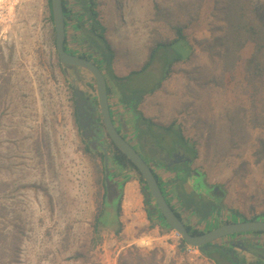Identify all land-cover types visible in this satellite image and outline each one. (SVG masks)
Instances as JSON below:
<instances>
[{"label":"rangeland","instance_id":"rangeland-1","mask_svg":"<svg viewBox=\"0 0 264 264\" xmlns=\"http://www.w3.org/2000/svg\"><path fill=\"white\" fill-rule=\"evenodd\" d=\"M228 1L64 0L66 50L104 72L110 114L125 137L138 140L139 125L148 122L178 130L194 148L185 170L160 181L177 210L179 195L186 208L217 207L208 216H184L198 231L264 218V207L255 214L264 204V56L255 55L239 29L231 41ZM240 1L249 23L264 19V0ZM0 6V264H232L181 242L159 212L148 215L153 199L134 170L115 162L109 140L106 163L103 149L88 144L73 88L98 107L95 82L86 69L59 62L47 0H1ZM90 8L112 53L108 68L89 39L99 32ZM157 42L172 46L141 70ZM176 52L180 59L165 68ZM160 105L168 107L163 120ZM169 135L160 138L164 147ZM135 145L142 147L140 139ZM106 170L122 182L138 178L111 213ZM234 235L210 244L230 248L241 264H260L264 243Z\"/></svg>","mask_w":264,"mask_h":264},{"label":"water","instance_id":"water-1","mask_svg":"<svg viewBox=\"0 0 264 264\" xmlns=\"http://www.w3.org/2000/svg\"><path fill=\"white\" fill-rule=\"evenodd\" d=\"M50 10L54 31L55 51L59 62L67 67L84 68L92 75L95 82L101 121L110 142L115 146V148L123 152L133 163L135 168L140 173L148 194L153 199L157 210L162 215L164 221L180 235L183 242L187 245L202 248L203 246L211 245L210 243L221 237L241 234L244 232H263L264 218L260 217L224 222L212 229L199 233L189 232L184 221L177 215L173 207L165 198L150 165L115 127L109 110L108 86L104 72L94 61L88 59L85 56L70 53L66 50V48H64L65 19L63 0H50ZM73 94L75 96V106L77 108L78 116H81L82 112H86V108L90 111H93V107L91 105H87L86 108L84 107V105L87 103V98L82 97L83 91L80 88L75 86L73 88ZM91 121L93 123H97L96 119ZM79 125L82 127V129L83 126L86 125L84 118L79 120ZM91 132L92 131L90 130L82 131V135L84 137H88L89 134H92ZM92 142H94V140ZM92 142L88 141V144L91 146ZM91 148L94 147L91 146ZM102 149L105 153L106 163L108 154L106 152V148L103 147V145ZM166 156H168V154H166ZM104 186L105 207L108 212L111 213L115 211L116 206L119 203L122 191V183L118 182L115 177L111 175L109 170H106Z\"/></svg>","mask_w":264,"mask_h":264},{"label":"flooded vegetation","instance_id":"flooded-vegetation-1","mask_svg":"<svg viewBox=\"0 0 264 264\" xmlns=\"http://www.w3.org/2000/svg\"><path fill=\"white\" fill-rule=\"evenodd\" d=\"M82 97L83 98H87L86 99L87 103L84 105V107L86 108L87 105H91L93 107V111H90V110H88L86 108V112H82L81 116H78L77 108L75 106V115H76L77 123L79 125V120L81 118H84V121L86 122V125L83 126V131L90 130V131H92L91 133L93 134V135L92 134H89L88 135V141H91L92 142L94 140V142H92L91 146L92 147H95L96 149H101L102 148V144H103L104 145L103 147L106 148V152H107V144H106L105 141L106 140H109V138H108V136H107V134L105 132L104 126L102 124L101 116H100V112H99V108L96 107L95 103H93L90 100L89 96H87L84 92L82 94ZM74 105H75V98H74ZM109 110H110V107H109ZM93 119H96L97 120V123H93L91 121ZM113 123H114V121H113ZM114 125H115V123H114ZM115 127L123 135V137L147 161V163L152 168L153 172H154V168L156 167L155 165H158L157 168H161L162 170H165V172L166 171H168L169 173L181 172V171L185 170L184 169V166L187 165L189 162H191V156H189V154H188V148H186L184 145H182L177 140V137H176L175 132H173L171 130L170 131H166L163 128H161L160 125H158V126L155 125V124L151 125L148 122H145V123L140 124L139 125V127H140V134H142L141 138H139L140 141H141V145L140 146H142L141 147L142 149H141L140 147H138V146L135 145L136 141H138L139 139L138 140L136 139V141H134L133 138H127V137H125V135L123 134V132L120 130V128H118L116 125H115ZM167 134H172L173 136H172V138H171L170 135L166 137L165 140L168 141V144H167L166 147H164V145H162L161 142H160V138H162V136H166ZM112 146H114V145L112 144ZM114 148H115V146H114ZM115 149H117V148H115ZM150 152L152 154H150ZM142 154H144V155H142ZM166 154H168V156H166ZM108 158H109V156H108ZM108 158H107V160H108ZM115 162L118 165H120V167H124L123 165H121L120 163H118L116 160H115ZM127 166H128V168L130 170H133L130 165H127ZM154 174H155V172H154ZM155 177L157 179V182H158V184H159V186H160V188H161V190H162L165 198L169 202V199L166 196V193L164 191V188H163L161 182L159 181L158 177L156 176V174H155ZM116 178L117 177H115V179ZM185 191H187V189H185ZM181 201L183 202V200H181ZM169 204L173 207V209L175 210V212L177 213V215L184 221L185 225H189L188 223L185 222L184 216L185 215L192 216L194 213H196V209L194 208V205L192 207L189 206L188 208H186V204H185L184 212L182 213L181 211L175 209L174 206L170 202H169ZM211 204H212V202L209 203V205H211ZM151 205H152L153 208L155 207V212L153 214L154 215H157V213L159 211L157 210V208L155 206V203L154 204H151ZM151 205L149 204V207ZM159 214H160V212H159ZM208 215H210V213H208V210H207L206 211V215L204 214V216H208ZM161 217H162V215H161ZM162 220H164L163 217H162ZM244 233H246L245 237L247 239H249L248 241H251L253 243V245H255V244L257 245V243H259V240L262 241L260 243H264L263 240L257 238V236H258V234L260 232H244ZM244 233H241V234H244ZM239 235L240 234H238V235L235 234L234 235V238H237ZM211 245H215V244H211ZM217 245L218 246H224V245H219V244H217ZM225 248L228 251V256L233 258V256H234L233 250H231L230 248H227V247H225ZM244 250L247 253L249 252L250 254L252 252H254L253 250L251 251V248H248V247H246ZM262 257H264V256L262 254H259L260 263L261 264H264V259Z\"/></svg>","mask_w":264,"mask_h":264},{"label":"trees","instance_id":"trees-1","mask_svg":"<svg viewBox=\"0 0 264 264\" xmlns=\"http://www.w3.org/2000/svg\"><path fill=\"white\" fill-rule=\"evenodd\" d=\"M81 1H84V0H81ZM228 2H229V5L231 7V17L233 18V19L230 18V21H229L230 24L229 25L234 27L233 29L230 30L231 31V36L233 34L231 41H234L239 36V34H237V32L234 31L235 29L236 30L239 29L240 30V35H241V33H244V35H245L244 39L245 40L248 39V40H252L253 41L254 47H255V51H256L255 55H257V53L259 51L260 55L264 56V19H261V22H258L257 24L249 23L248 18H246V16H245L246 15L245 14L246 10L243 13V10L247 7L246 3L245 2H241L240 0H229ZM47 4H48V7H49V17L51 19L50 0H47ZM63 11H64V19H65V17H66V6H65L64 0H63ZM95 14H96V12L92 11V9L90 8V15H91L92 18H94V23H97V28H98L99 32H97L96 38L89 37V39L91 40L92 44H95V46L97 48H99L98 51H99V53H100V55L102 57V61L104 62L105 67L108 68L110 66L112 53H111V50L108 47V45L105 43V39H104V36L102 34L103 33L102 32L103 31V26L101 24H99L95 20ZM92 29L95 30V28H92ZM176 29H177V34H178L177 37L180 38L181 37V28L176 27ZM98 41L101 42V43L98 44L97 43ZM243 42H244V40L241 42V45H242ZM166 46H172V43L170 42V43L167 44V43L157 42L156 46L151 49V52L149 54V58L145 62V64L142 66L141 70H143L148 64H150L152 59H154V57L156 56V53L158 52V50H160L161 48L163 49ZM96 47H94V48H96ZM64 48H66L65 41H64ZM228 48H225V50H227ZM180 57H181L180 54H177V52H176V54L173 56V58H171L170 61H168L167 64L164 67L166 68L168 65L172 64L173 62L178 61L180 59ZM257 57L258 56H255L254 58L251 59V61L256 60ZM134 72H137V71H134ZM113 77L117 78V79L119 78V77H116V75H113ZM154 89L155 88H152V89H150V90H148L146 92H152ZM146 92H142L140 94V96L142 94L146 93ZM138 99L139 98H137V100ZM124 101H126V100H124ZM160 127L163 128L166 131L174 130L173 132H175L177 140L180 143L182 141L181 144L184 145L186 148H188V149L190 148V150L192 148V152H193V156H194V153H195L194 148L191 147V146H188L186 143H184L185 140H184L182 134L178 130L170 128V126H160ZM116 150H117V153L114 156V159L118 163L123 165V166L130 165L132 167V169L137 172L139 180L143 181L140 173L135 168L133 163L126 157V155L123 152H121L118 149H116ZM142 189H143V193L145 194V197H147L149 194H148V191H147L146 187L144 186ZM146 203H148L147 199H146ZM205 206H206L205 207L206 210H204V211H201L196 206H194V208L196 209V213L200 214L201 216H204V214L206 215V211L209 209V206L207 204ZM118 207L120 208V206H118ZM154 212H155V207L153 208L152 206H150L149 209H148V215L149 214H153ZM186 227L189 230V232H191V233H199V232H201V231L196 230L195 228H192L190 225H186ZM180 240H181V242H183V240L181 238H180ZM200 249H201V251H203L204 254H206L210 258H212L211 257L212 253H217L219 256H222L224 258L230 259L232 264H241L240 262H238V260H233L232 257L228 256V251H227V249L224 246H218V245H211V246L208 245L207 246L206 245V246H203ZM257 262L260 263L259 261H257ZM247 264H250V263H247Z\"/></svg>","mask_w":264,"mask_h":264},{"label":"crops","instance_id":"crops-1","mask_svg":"<svg viewBox=\"0 0 264 264\" xmlns=\"http://www.w3.org/2000/svg\"><path fill=\"white\" fill-rule=\"evenodd\" d=\"M107 86H108V84H107ZM155 90V89H154ZM153 90V91H154ZM108 92H109V89H108ZM152 93V92H151ZM152 95V94H151ZM154 109H157L156 107H154ZM158 109H159V113H161L162 112V117H161V119L163 120L164 119V117H165V115H167V111H168V107L166 106V105H160V106H158ZM159 116H160V114H159ZM162 123H164V122H162ZM156 167L154 168V172H155V174H156V176L158 177V179H159V181H160V179H162V175H164V174H169V172L168 171H166L165 172V170H162L161 168H157V166L158 165H155ZM117 179V181L118 182H121L122 183V191H121V198H120V202H121V206H122V204L124 203V198H125V196H126V194H125V191L129 194V193H132V189H131V187L132 188H135V185L137 184V180H138V178L137 177H132V176H130L125 182H122L121 181V179L119 178V177H117L116 178ZM170 181H172L171 179H169V186L173 183V181H172V183L170 184ZM161 182V184H162V186H163V182L162 181H160ZM136 183V184H135ZM165 186V185H164ZM164 186H163V188H164ZM126 188H128V189H126ZM123 194V195H122ZM226 195V194H225ZM180 196V198H181V200H183V202L182 201H180V203H179V201L177 202V206H178V210L179 211H181L182 213L184 212V208H185V201H184V199L181 197V195H179ZM227 196L229 197V194L227 193ZM226 198V197H225ZM176 200V199H175ZM169 202L171 203V201H170V199H169ZM172 204V203H171ZM173 205V204H172ZM260 207H264V204H262L261 206L259 205V207H257L256 208V210H255V214H257L258 215V209H259V211H261L260 210ZM175 208V207H174ZM215 212V211H217V207H214V204L212 203L211 204V206L209 207V209H208V213H212V212ZM226 211H228V209L226 210ZM257 215H255V216H257ZM259 236V239H261V240H264V232H260L259 234H258ZM138 241H140L141 243H148L149 241H148V239H146V238H142V237H140V238H138L137 239ZM260 242H262V241H260L259 240V243Z\"/></svg>","mask_w":264,"mask_h":264},{"label":"bare ground","instance_id":"bare-ground-1","mask_svg":"<svg viewBox=\"0 0 264 264\" xmlns=\"http://www.w3.org/2000/svg\"><path fill=\"white\" fill-rule=\"evenodd\" d=\"M0 2H1V0H0ZM0 8H1V6H0Z\"/></svg>","mask_w":264,"mask_h":264}]
</instances>
